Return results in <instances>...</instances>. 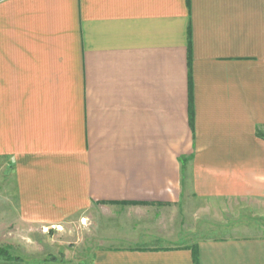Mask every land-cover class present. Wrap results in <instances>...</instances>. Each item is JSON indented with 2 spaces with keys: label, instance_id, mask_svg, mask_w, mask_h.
<instances>
[{
  "label": "crops",
  "instance_id": "1",
  "mask_svg": "<svg viewBox=\"0 0 264 264\" xmlns=\"http://www.w3.org/2000/svg\"><path fill=\"white\" fill-rule=\"evenodd\" d=\"M9 173L42 225L185 189L264 200V0H0V186ZM89 264H264V232Z\"/></svg>",
  "mask_w": 264,
  "mask_h": 264
},
{
  "label": "rangeland",
  "instance_id": "2",
  "mask_svg": "<svg viewBox=\"0 0 264 264\" xmlns=\"http://www.w3.org/2000/svg\"><path fill=\"white\" fill-rule=\"evenodd\" d=\"M260 232L261 199H194L185 189L179 205L92 204L59 225H42L22 215L10 173L0 186V249L20 260L0 257V264H89L100 250H160Z\"/></svg>",
  "mask_w": 264,
  "mask_h": 264
},
{
  "label": "trees",
  "instance_id": "3",
  "mask_svg": "<svg viewBox=\"0 0 264 264\" xmlns=\"http://www.w3.org/2000/svg\"><path fill=\"white\" fill-rule=\"evenodd\" d=\"M182 163L185 166V161L182 159ZM0 257H4L8 262H19L20 260L12 257L6 250L0 249Z\"/></svg>",
  "mask_w": 264,
  "mask_h": 264
}]
</instances>
